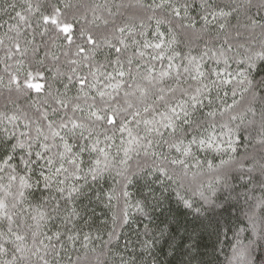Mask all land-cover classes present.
<instances>
[{
    "label": "snow or ice",
    "instance_id": "obj_1",
    "mask_svg": "<svg viewBox=\"0 0 264 264\" xmlns=\"http://www.w3.org/2000/svg\"><path fill=\"white\" fill-rule=\"evenodd\" d=\"M0 264H264V0H0Z\"/></svg>",
    "mask_w": 264,
    "mask_h": 264
},
{
    "label": "trees",
    "instance_id": "obj_2",
    "mask_svg": "<svg viewBox=\"0 0 264 264\" xmlns=\"http://www.w3.org/2000/svg\"><path fill=\"white\" fill-rule=\"evenodd\" d=\"M173 208H175V205L173 204ZM229 236H231V234H229ZM208 243H209V250H211V243H212V241H208ZM221 259H223V257H221Z\"/></svg>",
    "mask_w": 264,
    "mask_h": 264
}]
</instances>
